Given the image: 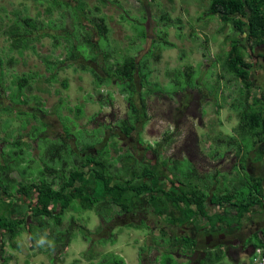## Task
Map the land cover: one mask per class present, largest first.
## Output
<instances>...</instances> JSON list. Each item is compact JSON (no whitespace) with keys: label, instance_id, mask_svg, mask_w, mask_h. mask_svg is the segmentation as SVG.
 I'll list each match as a JSON object with an SVG mask.
<instances>
[{"label":"rangeland","instance_id":"1","mask_svg":"<svg viewBox=\"0 0 264 264\" xmlns=\"http://www.w3.org/2000/svg\"><path fill=\"white\" fill-rule=\"evenodd\" d=\"M83 1L88 18L105 17L109 32L104 48L109 52L110 62H122L129 55L141 59L148 55L151 82L138 87L146 96L147 123L129 136L124 135L119 123L127 116L129 108L126 95L116 83L97 87L90 71L82 70L78 64L67 67L68 61L61 63L63 67L60 69L47 68L46 58L62 60L68 53L65 31L58 27L50 29L49 24L53 28L65 21L71 28L75 10L66 5L57 6L52 0H0V59L3 61L0 90L5 94L0 96V103L5 106L0 110V160L7 158L11 161L18 152L24 158L22 166H29L26 177L33 178L38 174V169L49 162L44 133L49 136L47 143H50L51 139L64 134L65 127H68L75 136L70 140L74 146L77 142L78 146H83L90 141L96 143L95 150L104 142L112 141L110 128H114L116 133L121 134L115 137L122 148L121 152L130 151L136 158L154 167L168 160L170 168L167 166L168 171H165L169 176L173 173L172 176L184 184L192 182L200 188L203 187L204 176L214 177L212 174L220 171L216 166L219 158L208 157L227 148L230 150L228 174H219L221 179L213 182L215 185L219 182L216 186L208 185L216 192L228 191L231 189L229 186L238 185V178L242 174L236 164L233 167L232 157L241 143L245 144L246 151L253 146L252 139L239 141L241 137L236 133L242 109L240 106L249 100L252 110L264 109V100L259 97L260 90L252 85L251 97L247 98L246 86L227 66L230 43L238 40L239 43L248 44L245 33L239 32L231 22L223 21L218 15H211L208 10L211 0ZM71 2L75 6L76 3ZM25 15L35 18L38 24H44L42 32L59 35V43L55 44V38L46 35L31 42L35 48L21 51L13 48L11 32L18 25L17 21L24 20ZM82 21L88 23L86 17ZM143 26L146 28L145 37L141 35ZM165 40L173 46H166ZM241 49L244 58L251 61L244 47L241 46ZM103 54H100L101 63L106 60ZM91 65L99 72L103 71L100 64L91 62ZM23 76L29 79L22 92L29 102L26 106L11 107L9 98L18 91ZM65 81L67 88L63 85ZM78 107L82 108L81 112ZM19 109L35 112L38 118L20 113ZM100 138L103 142L97 143ZM17 141H20L19 145L15 144ZM148 144L157 148V152L153 149L146 151ZM109 148L110 160L117 156V152L114 147ZM192 152L199 156H192ZM126 154L130 155L129 152ZM259 157L260 153H256L255 159H261ZM132 158L128 156L124 159L126 164L122 170L126 173L131 170ZM54 166L61 167L59 163H54ZM69 168L70 165H67L63 174H68ZM181 169L187 174H180ZM16 173L13 175L16 176ZM49 177L52 176L48 174ZM116 180L120 181L118 174ZM165 184L172 187L169 181L165 180ZM236 187L239 194L249 191L245 185ZM23 200L18 197L17 204H25ZM3 205L0 204V209L5 208ZM96 209H83L79 206V200L74 201L66 211L63 224L58 226L64 232L58 240L53 235L55 228L52 221L43 228L34 229L38 233L34 241L29 232L23 230L13 241L15 246L10 244L12 241L0 246V264L5 263V258H8L6 264H98L105 254L111 252L122 255L127 264H138L139 248L148 244L149 226L146 224L141 229L117 227L115 244L99 243V236L95 232L102 219L101 212ZM28 210L24 215H28ZM144 211L138 212L136 217H147L148 223L152 224L156 216L152 213L146 216ZM102 213L105 214V211L102 210ZM248 216V219H243L241 228L243 234L249 236L247 243L255 241L253 233L264 227V215ZM254 219H260L259 224ZM117 220L123 222L121 218ZM84 228L95 234L86 239ZM89 247L94 254L92 260L85 256ZM253 248L250 245L248 252H252ZM156 253L153 250L152 254ZM248 261L252 264L253 257ZM225 262L233 264L229 259Z\"/></svg>","mask_w":264,"mask_h":264},{"label":"trees","instance_id":"2","mask_svg":"<svg viewBox=\"0 0 264 264\" xmlns=\"http://www.w3.org/2000/svg\"><path fill=\"white\" fill-rule=\"evenodd\" d=\"M52 1L60 7L68 6L75 10V14L73 13L72 29L65 21H61L53 28L49 24L50 29L58 27L65 31L68 53L62 60L54 61L46 58L47 68L49 70L60 69L63 67L61 63L68 61L67 67L78 64L82 70L90 71L97 87L116 83L120 91L126 95L129 108L127 116L122 118L119 123L124 135L129 136L139 126H145L149 119L148 105L145 94L138 87L151 82L149 77L152 70L148 65V55L142 59L129 55L122 62H110L108 60L109 52L107 48H104L109 32L105 17L88 18L83 0H73L76 3L75 6L71 0ZM102 1L106 2L107 0ZM208 10L211 15H218L223 21L231 22L239 32L245 33L250 47L264 41V0H211ZM83 17H86L88 23H83ZM34 19L25 15L22 22L17 21L18 25L11 32L13 48L20 51L35 48L31 42L46 35L54 37L55 44L59 43V35L48 31L42 32L45 28L44 24H38ZM141 33L143 37L146 36L145 26L141 29ZM165 45L173 46L167 40H165ZM241 46L246 47L238 40L230 43L227 66L246 86V97L250 98V88L253 84L250 78L251 63L244 58ZM102 53L106 59L105 63L99 61ZM91 62L100 64L103 71L99 72L95 66L91 65ZM2 64L3 61L0 59V75L3 74ZM26 84H29V79L27 76H23L18 84V91L9 98L11 107L28 104L29 99L22 94ZM63 85L67 88V81ZM2 92L0 90V96L5 95ZM240 107L242 108L240 130L244 135L243 139L245 141L252 137L253 143L256 144L264 139V109L261 111L252 110L249 100ZM1 109H5V106L0 103ZM78 111L81 112L82 108L78 107ZM19 112L38 118L35 112L21 109ZM42 124L47 127L46 123L42 122ZM110 130L112 141L104 142L101 147L95 148V150L93 148L96 143L90 141H86L83 146H78L77 142L74 146L70 140L75 136L68 127H65L64 134L51 139L50 143H47L48 139L50 140L49 136L44 133L45 139H47L44 147L46 153H49V155L46 154L49 162L40 167L38 174L33 178L26 177L29 166H22L21 161L24 158L18 152L12 156L13 160L11 161L7 158L0 160V204H5L3 205L5 208L0 209V246L3 247L6 241H12L10 244L15 246L13 241L23 230H27L34 241L38 236L34 229L43 228L50 221L54 222L53 235L58 240L64 235L63 230H60L58 226L63 224L66 211L72 203L79 200V206L83 209L97 208L96 210L101 212L102 222L95 232L99 236V243L115 244L117 242L115 233L117 227L129 226L141 229L145 228L146 224L149 226L148 244L140 246L138 264H194L193 259L200 260L198 264H214L222 259L225 252L223 250L215 253L205 251L201 258L203 254L200 250L202 242L189 234L187 223L202 218L211 222L217 215L209 212L211 206L224 204L227 207L233 206L236 221H241L247 214H251L253 207L264 206V177L262 175L255 177L247 172L239 176L238 185L229 186L228 188L231 187V189L223 193L213 191L208 182L200 188L193 185L192 182L186 185L180 179H174L168 175V181L172 185L177 186L176 181H179L180 192L177 194L175 188H167V184L163 186L158 182L157 175L161 174L160 167H154L139 160L130 151L121 152L122 148L115 139L117 135L121 136V134L116 133L114 128H110ZM100 142L101 138L97 143ZM19 143L20 141L15 142L16 145ZM110 146L115 148L117 156L109 160ZM150 149L155 151L157 148H152L151 144H148L145 150L149 151ZM82 152L85 153L81 154ZM127 152L130 155H127ZM261 155L263 154L260 153ZM128 156H133V158L130 160L131 170L129 169L130 171L128 170L126 173L122 168L126 164L124 159ZM168 162V160H164L160 163L164 166L163 169L166 170L167 166L170 168ZM54 163H59L61 167L57 168ZM67 165H70L69 173L63 174ZM16 171L17 175L15 176L13 174ZM179 171L180 174H187L185 170ZM48 174L52 177L48 178ZM117 174L120 181L116 180ZM212 175L215 178L218 177V174ZM239 185L248 186V193L239 194L236 187ZM18 197H22L25 204H17ZM101 206L103 208H99ZM115 207L118 209L116 210ZM143 209H145L146 216L150 213L156 216L153 225L148 223L147 217H136L137 213ZM25 210L29 211L28 215H24ZM102 210L105 211V214L102 213ZM118 218H121L123 222L119 223ZM223 221L224 218L219 216L218 221L216 220L212 225L215 226L218 222ZM84 229L86 230V239L95 234L92 230ZM237 229H241V226ZM253 234H255L256 240L249 243L253 247L264 245V227L259 231L256 230ZM241 235H244L243 232ZM244 238L247 239V236L244 235ZM249 243L246 242V246ZM153 250L157 252L154 255L152 254ZM227 251H230V248ZM85 256L90 260L94 258L91 247L87 249ZM180 257H187L190 260L180 261ZM7 259H4L5 263L3 264H6ZM98 264L127 263L123 256L111 252L105 254Z\"/></svg>","mask_w":264,"mask_h":264},{"label":"crops","instance_id":"3","mask_svg":"<svg viewBox=\"0 0 264 264\" xmlns=\"http://www.w3.org/2000/svg\"><path fill=\"white\" fill-rule=\"evenodd\" d=\"M202 179L204 180L202 184L207 183L209 181L208 183H210L212 186H216L217 184H219V182H217V184L215 185L213 184L214 180L218 181V179H221V177L218 174V177L216 178L204 176ZM163 183L164 182L162 181V184ZM179 190L180 189L178 188V190H176L175 192L178 194L180 192ZM223 192H224L223 190L219 191V193H223ZM209 212L217 214L211 220V222L202 218L196 220L195 222L187 223L189 234L192 235L193 237H196L199 241L202 242L200 250L202 251L203 254L201 258H203L205 251H211L215 253L223 250L225 254H223L222 259H220L214 264H226L225 262L226 259H229V261L232 262L233 264H251L249 263L248 258L252 256L255 247L253 248L252 252L251 251L248 252L249 246L250 245L252 246V244L249 243L246 246V238H244V235H241L242 233L240 232L241 229H237V227L239 226H241L242 228L243 225L242 223L244 220L241 219V221H236L234 219V214H235L234 207L233 206L227 207V205L225 204L218 205L215 207L211 206ZM248 215L251 214L250 213L247 214L244 218L248 219L250 217ZM219 216L223 217L224 221L218 222L217 225L215 226L212 225L216 220L218 221ZM248 238L249 236L247 237V239ZM229 248L230 251H227ZM179 260L180 261L190 260V258L180 257ZM192 262L194 264H198L200 260L197 261L193 259Z\"/></svg>","mask_w":264,"mask_h":264},{"label":"flooded vegetation","instance_id":"4","mask_svg":"<svg viewBox=\"0 0 264 264\" xmlns=\"http://www.w3.org/2000/svg\"><path fill=\"white\" fill-rule=\"evenodd\" d=\"M245 45H246V47L244 48V50H245V52H247V54L251 58V61H250V63H251L250 64V66H251L250 67V78H251L252 83H253L252 85H254L255 88H257L258 90H260V94H259L260 96L259 97H260V99L264 100V41L255 44L253 47H250L249 44H247V43H245ZM240 124H241V115H240V120L237 124L238 125L237 128L240 126ZM237 128H236V133L238 132V134L241 137L239 139V141L240 140L244 141V139H243L244 135L242 134L240 128H238V129ZM250 139H252V141H253L252 137ZM245 148H246L245 144H243V143H241V145L239 146V150L236 148V153L232 157L233 158V167L236 164L237 167L241 170V174H245L247 172L248 174H251V175L252 174H262V176L264 177V139L260 140L256 144L253 143L252 149H249L248 151H246ZM229 152H230V150L226 148L225 151H223V152L216 151L214 154H212L211 156L208 157L209 159H212V157H214L215 159L219 158V161L216 162L217 164L216 163L215 164H216V166H218L220 168V171L217 170L215 172V174H228L227 162H228V153ZM256 153L263 154L259 157L261 159H255ZM191 155L192 156H199L196 152H192ZM172 159L176 160L178 158H172ZM187 160L190 161L189 159H187ZM254 163H256V166L254 165ZM251 165H253L254 167ZM159 167L161 169L160 170L161 174L157 175L158 179H159L158 182L160 181L159 183L164 186L165 180H166V182L168 181V174H165L166 171H165V169H163L164 166L162 164H160ZM171 176H172V174H171ZM252 176H255V175H252ZM172 178L178 179L174 176H172ZM162 181L164 182L163 184H162ZM176 183H178L177 186L175 185L176 187L174 185H172V188H175V191L178 190V188H179L178 187L179 181H176ZM256 207H259L260 209L255 210ZM256 207H253V213H251V215L252 214L253 215L258 214L260 217H263L262 215H264V206L263 207L262 206H256ZM143 210H145V209H143ZM259 221H260V219L255 220V222L257 224H259Z\"/></svg>","mask_w":264,"mask_h":264},{"label":"built area","instance_id":"5","mask_svg":"<svg viewBox=\"0 0 264 264\" xmlns=\"http://www.w3.org/2000/svg\"><path fill=\"white\" fill-rule=\"evenodd\" d=\"M252 257H253L252 264H264V245L256 246L254 248Z\"/></svg>","mask_w":264,"mask_h":264}]
</instances>
